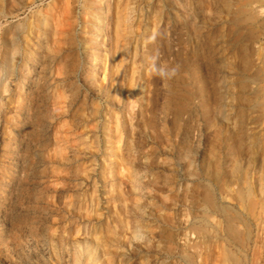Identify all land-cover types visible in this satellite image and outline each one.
<instances>
[{
	"label": "rangeland",
	"instance_id": "1",
	"mask_svg": "<svg viewBox=\"0 0 264 264\" xmlns=\"http://www.w3.org/2000/svg\"><path fill=\"white\" fill-rule=\"evenodd\" d=\"M102 4L0 0V264H264V0Z\"/></svg>",
	"mask_w": 264,
	"mask_h": 264
},
{
	"label": "bare ground",
	"instance_id": "2",
	"mask_svg": "<svg viewBox=\"0 0 264 264\" xmlns=\"http://www.w3.org/2000/svg\"><path fill=\"white\" fill-rule=\"evenodd\" d=\"M92 5L96 8V17H97V24H98V31H99V33H102V27H103V29L105 28V30L104 31H106V34L108 33V27L105 25V24H103V26H102V23H103V19H104V22L106 21V18H103L102 19V14H103V10H102V0H92ZM42 20L44 19V20H47L48 18L47 17H43V18H41ZM107 22V21H106ZM156 25L155 26H153V29H152V31L151 32H149V34H148V38H149V40L151 41L152 39H153V36H154V33H155V30H156ZM31 34H32V29H31V26H28L27 27V29L25 30V34H24V37H23V56H22V58H21V60H20V62H21V67L22 68H25L27 65H28V61L30 60V58L33 56L32 55V53H31V51H30V49H29V41H30V37H31ZM109 34V33H108ZM65 38H66V36H65ZM108 40H109V35H108V39L106 40V42H105V44H104V48H107L109 45H110V43L108 44L107 42H108ZM117 41L115 40L114 41V43H113V46H112V50H113V48L117 45ZM111 50V51H112ZM113 55H111V58H112V62H115V61H117L116 60V58H113L112 57ZM108 57V56H107ZM97 58H101V54L99 53V54H97L96 56H95V59H97ZM104 59H100V60H98V62L99 63H101L102 61H103ZM106 60V59H105ZM116 64V63H115ZM106 66V65H105ZM106 71H107V67L105 68V70H104V75H103V77H102V80H105V77H106ZM9 82V81H8ZM96 87H99V89H101V86H100V84L99 83H96ZM101 91V90H100ZM103 92V91H102ZM120 142H121V140L118 138V144H120ZM110 144V143H109ZM118 146V145H117ZM120 147V146H119ZM119 149V148H118ZM118 149H117V151H118ZM118 153V152H117ZM90 256V255H89ZM90 258H92V256L90 257ZM91 263L90 264H96L94 261H90Z\"/></svg>",
	"mask_w": 264,
	"mask_h": 264
}]
</instances>
